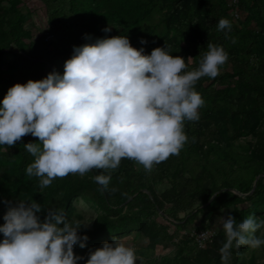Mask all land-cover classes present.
Here are the masks:
<instances>
[{
  "label": "trees",
  "instance_id": "1",
  "mask_svg": "<svg viewBox=\"0 0 264 264\" xmlns=\"http://www.w3.org/2000/svg\"><path fill=\"white\" fill-rule=\"evenodd\" d=\"M40 1L48 27L45 35L34 38L26 26L30 16L20 6L22 1L0 0V100L17 81L42 78L52 70L63 72L73 46L88 39L86 33L92 40L128 35L134 46L144 47L148 53L167 42L173 55L186 58L189 69L199 66L208 41L222 44L229 59L218 76H202L195 84L205 104L199 109V120L185 122L188 140L179 155L156 164L150 173L142 164L138 169L134 159L122 158L115 170L57 176L41 190L40 178L26 174L34 157L24 147V143L39 138L26 134L6 150L0 146V206L7 208L5 199L33 197L44 205L38 213L41 219L51 206L62 208L75 219L72 202L81 196L99 210L93 227L82 225L80 229L88 233L89 247L93 241L145 228L154 245L163 237L174 239L181 230L175 254L165 258V264H224L222 229L205 247L198 245L196 233L213 228L215 217L224 210L237 222L252 213L264 219V127L257 130L264 116V0H241L239 9L244 18L240 23L234 21L229 0ZM222 16L232 20L230 31L218 30ZM153 18L155 23H149ZM106 26L111 27L110 32L104 31ZM8 53L12 58L6 60ZM4 63H8L7 69ZM241 132L257 133L250 152L234 149V140ZM97 172L111 173L110 190H100L102 186L92 178ZM166 182L168 187L158 193V186ZM160 211L179 231L169 234L168 226L148 220ZM200 215L199 225L190 231L189 225ZM263 231L258 229L256 235L263 236ZM3 235L0 232V240ZM248 247H233L229 256L236 262ZM88 258L78 264H85Z\"/></svg>",
  "mask_w": 264,
  "mask_h": 264
},
{
  "label": "clouds",
  "instance_id": "2",
  "mask_svg": "<svg viewBox=\"0 0 264 264\" xmlns=\"http://www.w3.org/2000/svg\"><path fill=\"white\" fill-rule=\"evenodd\" d=\"M231 27L228 17L218 19V30ZM85 36L86 42L73 46L63 72L17 81L0 100V146H11L26 134L39 138L24 147L34 157L26 174L40 178L41 190L57 176L115 170L122 158L134 159L150 173L179 155L188 140L185 122L199 120L205 104L195 84L202 76H218L229 59L222 44L208 41L199 66L189 69L186 58L173 55L167 42L148 53L128 35ZM92 178L101 191L110 190V172ZM4 203L0 264H78L84 259L75 245L86 246L88 233L80 229L91 220L70 219L56 206L41 219L44 205L33 197ZM216 226L225 236L220 249L225 264L233 247L264 245V236L256 235L264 219L254 213L239 222L232 213L220 215ZM88 257L85 264H137L139 258L132 245L115 235L90 249Z\"/></svg>",
  "mask_w": 264,
  "mask_h": 264
},
{
  "label": "rangeland",
  "instance_id": "3",
  "mask_svg": "<svg viewBox=\"0 0 264 264\" xmlns=\"http://www.w3.org/2000/svg\"><path fill=\"white\" fill-rule=\"evenodd\" d=\"M20 6L24 8L25 10L29 11V21L27 22L26 26L30 28L33 32L34 38H38L40 36H43L47 32V17H46V11L44 4L40 0H21ZM155 17H158L155 16ZM244 18V14H242V17L238 20L234 19L236 23H240L242 19ZM156 19L153 18L149 23H155ZM184 44V43H182ZM12 56L8 53L5 55V59L9 60ZM8 63L3 64V68L7 69ZM218 86V85H217ZM258 124V132L264 127V116L260 118ZM257 138V133H245L241 132L239 135H237L236 139L234 140V149L238 152H250L253 149V144ZM8 146H2L3 150H6ZM138 169L142 168V165L138 163ZM76 174V173H73ZM168 187V183H164L160 186H158L157 190L158 193H162L166 188ZM73 206L75 211L74 218L79 219L81 221H90L86 228L93 227V220L99 213V210L97 207H94L89 203L87 200H85L83 197H77L73 200ZM0 210L2 211V214L6 211V206L3 204L0 206ZM0 211V215H1ZM229 212L228 210H224L220 212V215H227ZM220 215H217L215 217V222L213 224V229L218 230L216 226V221ZM181 217H184L185 214H181ZM166 215L160 211L159 213H154L148 217V220H154L159 225H165L168 226V233L174 234V230H178V227L176 225H172L168 223L166 220ZM202 219V216H198L196 220H194L189 226V228L199 225L200 221ZM181 231V230H180ZM174 239L165 238L156 243L152 244L148 229H143L141 232H138L137 230H133L131 232H127L124 234L119 235L122 237L126 242H128L130 245H132L135 250L137 256L140 258H137V263H143V264H165V258H172L173 254H175V251L178 246V241L180 238V234ZM264 236V231H263ZM113 237H105L101 240L93 241L92 246H88L86 243L85 247H81L79 242L75 245V251L78 254L83 255V257L88 256V252L90 249L95 248L97 246H101L102 243L105 240L111 241ZM231 256V255H230ZM227 259L226 264H264V245L260 246L259 248H252L249 246L246 251L239 257V259L235 262L233 260V257H230ZM225 264V263H224Z\"/></svg>",
  "mask_w": 264,
  "mask_h": 264
},
{
  "label": "built area",
  "instance_id": "4",
  "mask_svg": "<svg viewBox=\"0 0 264 264\" xmlns=\"http://www.w3.org/2000/svg\"><path fill=\"white\" fill-rule=\"evenodd\" d=\"M241 0H229V4L232 7L231 14L234 19L238 20L242 17V12L239 9V4ZM195 228H191L190 231H195ZM216 234V230L213 228L201 230L196 233V240L200 247H205L206 244L212 241L213 237Z\"/></svg>",
  "mask_w": 264,
  "mask_h": 264
},
{
  "label": "water",
  "instance_id": "5",
  "mask_svg": "<svg viewBox=\"0 0 264 264\" xmlns=\"http://www.w3.org/2000/svg\"><path fill=\"white\" fill-rule=\"evenodd\" d=\"M211 201V200H210Z\"/></svg>",
  "mask_w": 264,
  "mask_h": 264
}]
</instances>
